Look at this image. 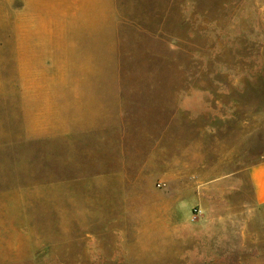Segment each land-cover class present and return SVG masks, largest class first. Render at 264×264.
<instances>
[{
	"label": "rangeland",
	"instance_id": "obj_1",
	"mask_svg": "<svg viewBox=\"0 0 264 264\" xmlns=\"http://www.w3.org/2000/svg\"><path fill=\"white\" fill-rule=\"evenodd\" d=\"M0 97L71 103L79 122L98 107L115 128L71 141L123 143L125 190L141 194L103 231L129 260L44 264H264L248 178L264 160V0H0ZM5 139L0 159L31 156L17 125Z\"/></svg>",
	"mask_w": 264,
	"mask_h": 264
},
{
	"label": "crops",
	"instance_id": "obj_2",
	"mask_svg": "<svg viewBox=\"0 0 264 264\" xmlns=\"http://www.w3.org/2000/svg\"><path fill=\"white\" fill-rule=\"evenodd\" d=\"M0 98L6 103V109L0 110V132L9 138L15 124L20 143L34 146L31 156L0 159V264L129 260L122 244H107L103 232L109 228V215L116 219L119 214L135 213L131 208L141 198L139 192L125 190L124 144L112 151L102 136V142L79 153L77 143L71 141L75 131L102 135L109 130L108 121L96 114L98 107L92 115L83 114L90 119L84 116L79 122L71 103L65 107L53 100L46 107L43 97H16L18 109L14 111L13 97ZM49 117L51 126L45 125ZM49 127L52 136L47 135ZM50 139L53 166L46 173L42 148ZM4 141L0 149L13 144ZM78 158L89 172H77ZM248 178L255 206L264 208V160L248 169ZM46 231L54 232L53 240H46ZM77 231L84 232L78 235Z\"/></svg>",
	"mask_w": 264,
	"mask_h": 264
},
{
	"label": "built area",
	"instance_id": "obj_3",
	"mask_svg": "<svg viewBox=\"0 0 264 264\" xmlns=\"http://www.w3.org/2000/svg\"><path fill=\"white\" fill-rule=\"evenodd\" d=\"M195 212H200V211L199 210L198 211L196 210Z\"/></svg>",
	"mask_w": 264,
	"mask_h": 264
}]
</instances>
